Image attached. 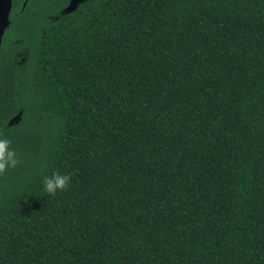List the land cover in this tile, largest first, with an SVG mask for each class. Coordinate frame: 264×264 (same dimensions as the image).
Segmentation results:
<instances>
[{
    "label": "trees",
    "instance_id": "trees-1",
    "mask_svg": "<svg viewBox=\"0 0 264 264\" xmlns=\"http://www.w3.org/2000/svg\"><path fill=\"white\" fill-rule=\"evenodd\" d=\"M23 1L0 264H264V0Z\"/></svg>",
    "mask_w": 264,
    "mask_h": 264
},
{
    "label": "clouds",
    "instance_id": "clouds-1",
    "mask_svg": "<svg viewBox=\"0 0 264 264\" xmlns=\"http://www.w3.org/2000/svg\"><path fill=\"white\" fill-rule=\"evenodd\" d=\"M11 141L0 136V173L5 169L14 168L18 163L17 153L10 147ZM70 175L53 173L45 177L43 181V191L50 195H55L58 191H64L70 184Z\"/></svg>",
    "mask_w": 264,
    "mask_h": 264
},
{
    "label": "water",
    "instance_id": "water-1",
    "mask_svg": "<svg viewBox=\"0 0 264 264\" xmlns=\"http://www.w3.org/2000/svg\"><path fill=\"white\" fill-rule=\"evenodd\" d=\"M84 0H69L68 4L64 7V12H71L72 10L76 9L77 6L83 2ZM12 7V0H0V47L2 43V37L9 26L10 23V10ZM21 112H18L15 116H13L9 123L17 122L20 119Z\"/></svg>",
    "mask_w": 264,
    "mask_h": 264
},
{
    "label": "flooded vegetation",
    "instance_id": "flooded-vegetation-1",
    "mask_svg": "<svg viewBox=\"0 0 264 264\" xmlns=\"http://www.w3.org/2000/svg\"><path fill=\"white\" fill-rule=\"evenodd\" d=\"M68 2H69V0H68ZM25 3H26V0L23 1V3H22V8L24 7ZM10 11H11V10H10Z\"/></svg>",
    "mask_w": 264,
    "mask_h": 264
}]
</instances>
